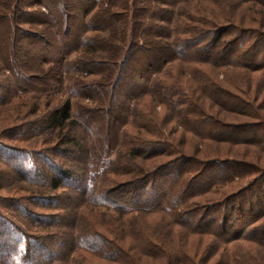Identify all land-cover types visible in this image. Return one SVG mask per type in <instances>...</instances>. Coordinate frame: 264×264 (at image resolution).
<instances>
[{"label":"trees","instance_id":"1","mask_svg":"<svg viewBox=\"0 0 264 264\" xmlns=\"http://www.w3.org/2000/svg\"><path fill=\"white\" fill-rule=\"evenodd\" d=\"M16 6L56 60L4 49L0 92L66 97L10 129L41 148L0 145V264H264V0Z\"/></svg>","mask_w":264,"mask_h":264},{"label":"rangeland","instance_id":"2","mask_svg":"<svg viewBox=\"0 0 264 264\" xmlns=\"http://www.w3.org/2000/svg\"><path fill=\"white\" fill-rule=\"evenodd\" d=\"M24 1V0H23ZM44 10V8H39V7H35V8H25V11H27L28 13H35L38 10ZM58 6L55 4V6H53V17H57L58 12L57 11ZM99 9V8H97ZM15 15L12 13L13 16V20H12V27L13 28H7L8 27V21L6 20V18L4 17V15L2 14V11H0V52L2 53V51L5 49L7 52H9V50L11 49L12 46V51L14 55V58L19 60L20 63L22 64L23 69H25L24 71L26 73L29 74H38L41 71V68L43 66V63L39 62L41 57L44 56L45 57V61L47 62L46 65L43 67L47 69L48 66V62H52L55 59L54 54H51V52H47L41 44L37 43V42H31V41H27L22 35L19 34V28L23 29V30H30L31 32H41L42 29L45 28V25L40 23V20H38V18L36 19H30V20H25L22 19L20 20V18L18 17L19 15L17 14V6L16 9H14ZM47 20V19H46ZM45 20V21H46ZM77 20V19H75ZM44 21V20H43ZM47 22V21H46ZM48 23V22H47ZM59 27H58V33L62 34L63 32V25H64V20L59 17ZM74 26V24H71ZM48 30H52L51 27L48 28ZM92 35V33H88L87 36ZM62 38V35H61ZM4 46V47H3ZM50 53V54H49ZM77 54L76 53H72L70 55H68L66 57V62H71L76 58ZM38 66V67H37ZM15 68V67H14ZM2 70H0V73ZM7 77V72L6 73H2V76L0 78V84H5L8 85V82L5 81L6 78H4L5 76ZM68 81V80H67ZM64 82V85H68V82ZM31 89L34 92H37L38 89H40V86H36L35 84L31 85ZM32 92V93H34ZM18 96V97H17ZM13 95L12 91L9 89H3L0 92V145L4 146V147H21V148H33V149H39L42 146L40 145H33L32 142H34L35 140H30V141H23V142H16V141H11L9 140L10 138V129L18 126L20 123H24L25 121H28L29 119H33V116H29V114L26 112V108H24V104H30L31 102H39L42 110L43 111H48L49 108H45L44 105L46 104H50V105H55L57 103L58 100L64 99L66 96H64V91L63 89L60 87H58V89L56 88V90L52 93H50L48 96L44 95V96H38L37 94H22L21 96L19 95ZM79 101V100H77ZM83 104L85 105H90V103L88 101H83ZM21 106V107H19ZM41 110V111H42ZM24 116H20V115ZM25 114H27L28 116H25ZM25 118V120L23 119ZM21 119L20 122H18V120ZM27 119V120H26ZM171 126V124H170ZM169 125H167V129L170 128ZM264 157V155H263ZM114 158V157H113ZM13 163V162H12ZM0 197H6V193L5 192H0ZM1 211V210H0ZM4 211H1V213L3 214ZM5 214V212H4ZM156 218V217H155ZM154 218V219H155ZM153 219V220H154ZM151 221H148L146 223H144V226L146 227V230L148 231V233L150 235H152L154 232H156L158 229L160 231V227L159 226H155L152 225L154 224V222L156 221H152V219H150ZM17 221V220H16ZM17 223V222H16ZM150 223V224H148Z\"/></svg>","mask_w":264,"mask_h":264}]
</instances>
